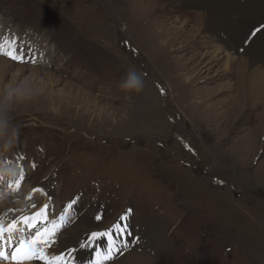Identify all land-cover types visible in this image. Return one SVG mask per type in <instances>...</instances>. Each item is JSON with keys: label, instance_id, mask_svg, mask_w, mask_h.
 I'll list each match as a JSON object with an SVG mask.
<instances>
[{"label": "rangeland", "instance_id": "1", "mask_svg": "<svg viewBox=\"0 0 264 264\" xmlns=\"http://www.w3.org/2000/svg\"><path fill=\"white\" fill-rule=\"evenodd\" d=\"M173 3L0 0V91L35 89L5 109L18 133L0 141V216L23 227L49 206L59 238L84 237L65 244L74 262L123 216L139 249L109 264H264V77L239 58L224 74L191 15L202 1ZM24 48L47 53L6 56ZM132 71L139 91L120 87Z\"/></svg>", "mask_w": 264, "mask_h": 264}, {"label": "bare ground", "instance_id": "2", "mask_svg": "<svg viewBox=\"0 0 264 264\" xmlns=\"http://www.w3.org/2000/svg\"><path fill=\"white\" fill-rule=\"evenodd\" d=\"M177 1H180V3L183 4H195L196 7H200L202 1L204 9L192 11L193 14L191 15L198 18L201 17L200 21L202 27L205 28L203 38L214 48V51H211L210 54L216 55L220 54L219 52H221L222 55L224 54L225 61L223 66L224 69L222 70L224 74H228L229 65L239 58L242 66H244L245 69L246 66L247 69L249 68V71L247 72L251 73L252 78L258 79L264 77V29H261V31H259L251 40L246 39L256 28L264 25V0H168V4L171 3L170 5L175 7L176 3L174 4L173 2ZM177 15L181 18H186L180 13ZM252 29L253 31H251ZM181 30L182 28L180 27L176 29V32L181 34ZM235 46L239 48L241 46L239 53H242V55H239L237 51L232 53L231 50L234 49L233 47ZM259 55H262L263 58ZM211 61L212 60L210 59L209 62ZM21 68H23V66ZM228 88L224 90L227 92L229 90ZM259 98L264 99V94L260 95ZM66 238H68L67 234H61V238H59L57 245H55L57 248L54 246L51 250L53 251L55 249L58 253L62 250L67 251V249L70 248V245L67 246L65 244H73L84 237L80 235L77 240ZM64 239L66 240L60 248L59 242ZM82 242L86 241L83 240ZM41 250L45 255H47L49 251V249L43 244L41 245ZM100 250V252H104L103 248H100ZM95 252L96 250H93V253ZM78 256L79 260H77V262L80 264H84L88 257L86 253L84 254L83 249L82 253H79ZM4 264H9V262H4ZM25 264H40V261L35 259L33 261L27 260L25 261ZM116 264H120V262H117Z\"/></svg>", "mask_w": 264, "mask_h": 264}, {"label": "snow or ice", "instance_id": "3", "mask_svg": "<svg viewBox=\"0 0 264 264\" xmlns=\"http://www.w3.org/2000/svg\"><path fill=\"white\" fill-rule=\"evenodd\" d=\"M264 25L256 28L246 39L251 40ZM10 59L16 60L20 63L26 62L23 55L14 54L12 51L6 53ZM19 184V182H17ZM11 187V185H9ZM75 203L73 200L68 207ZM47 209V212L45 211ZM51 209L45 205L39 212L31 216H22L20 223L23 227L18 226L16 222L9 223L5 227L3 222L0 221V264L9 262V264H25L27 260H39L40 264H68V257L74 249H68L65 252L55 253L51 249L56 242L57 224L52 222L51 228L48 224V217ZM63 214V213H62ZM99 220L100 217H97ZM124 220L125 217H121ZM113 230L116 232H123L121 224H114ZM110 234L105 233H92L88 240L101 239ZM46 246L49 251L47 255L41 250V245ZM82 248L87 246V242H81Z\"/></svg>", "mask_w": 264, "mask_h": 264}, {"label": "clouds", "instance_id": "4", "mask_svg": "<svg viewBox=\"0 0 264 264\" xmlns=\"http://www.w3.org/2000/svg\"><path fill=\"white\" fill-rule=\"evenodd\" d=\"M124 90L135 89L139 91L142 87V77L139 73L129 72L120 86ZM35 89L31 85L21 83L10 84L3 91H0V141L9 147L14 142L18 129L10 117L5 116V109L9 108L12 103L23 102L31 99Z\"/></svg>", "mask_w": 264, "mask_h": 264}]
</instances>
